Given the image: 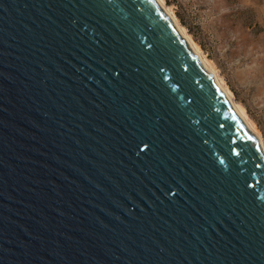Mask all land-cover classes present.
I'll list each match as a JSON object with an SVG mask.
<instances>
[{
    "label": "water",
    "instance_id": "water-1",
    "mask_svg": "<svg viewBox=\"0 0 264 264\" xmlns=\"http://www.w3.org/2000/svg\"><path fill=\"white\" fill-rule=\"evenodd\" d=\"M0 264H264V154L156 0H0Z\"/></svg>",
    "mask_w": 264,
    "mask_h": 264
},
{
    "label": "rangeland",
    "instance_id": "rangeland-1",
    "mask_svg": "<svg viewBox=\"0 0 264 264\" xmlns=\"http://www.w3.org/2000/svg\"><path fill=\"white\" fill-rule=\"evenodd\" d=\"M264 145V0H163Z\"/></svg>",
    "mask_w": 264,
    "mask_h": 264
},
{
    "label": "bare ground",
    "instance_id": "bare-ground-1",
    "mask_svg": "<svg viewBox=\"0 0 264 264\" xmlns=\"http://www.w3.org/2000/svg\"><path fill=\"white\" fill-rule=\"evenodd\" d=\"M156 1L159 4V6L163 9V11L166 13V15H168L169 18L171 19V21L174 23L176 29L178 30V32L180 33L182 38L187 42L188 46L191 48L193 53L198 57V59H199L200 63L202 64V66L213 76L217 86L219 87V89L221 91H223V93L227 97L229 103L231 104V106L235 110L236 114L244 122L245 126L250 131L255 133L256 131H255L253 125L248 121L243 108L233 102V100L231 98V93L227 90V88H225L222 80L213 72V70L211 69L212 67L209 66L210 65L209 62L206 61L205 58H203L201 56L200 51L198 50V47L194 44V42L190 39V37L187 36V34L184 32V30L177 24L175 16H173V14H171L170 10L167 9L164 6L163 0H156ZM261 148H262V151H263V154H264V145L262 143H261Z\"/></svg>",
    "mask_w": 264,
    "mask_h": 264
}]
</instances>
